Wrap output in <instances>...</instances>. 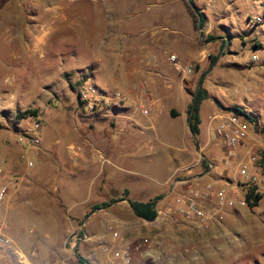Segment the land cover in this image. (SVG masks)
<instances>
[{"label": "rangeland", "instance_id": "rangeland-1", "mask_svg": "<svg viewBox=\"0 0 264 264\" xmlns=\"http://www.w3.org/2000/svg\"><path fill=\"white\" fill-rule=\"evenodd\" d=\"M238 1L236 4L238 8L232 10L229 19L228 17L224 19L230 26L233 36L232 47L239 52L233 55V62L241 66L233 69L234 73L230 76V80L223 77L224 81L229 82V85L223 86V89L229 96L239 97L241 100L239 105L253 119L249 121L241 117L247 122L249 136L242 149L244 153L239 157L237 150L236 159L248 161L252 158L251 171L255 172L259 179L257 187L261 198L255 206L246 202L243 205L219 207L216 201V205H211L212 209L208 211L209 208L205 209L202 205L208 212L215 211L216 214L209 220L206 228L212 234L198 236L196 240L200 244L208 243L212 246L225 241L232 248L237 244L240 253L239 260L235 259V255L225 260L224 257L219 256L217 250L215 257L206 264H264V173L259 160L260 156L264 155V0ZM185 9L191 15L193 25L197 27L198 10L190 0H0V111L10 105L9 118L13 121H8L7 125L17 134L15 143L24 150L26 165L28 166V161L32 162V165L28 166L30 169L42 166L43 158L36 154L41 150V143L56 151L70 145L75 132L67 129V125L70 128L76 127V130L81 132L82 127H86V133L92 130L93 115L108 103L109 98L106 97L108 94L103 95L89 85L96 83L105 92L110 91L106 86L124 85L122 73L126 59L115 57L112 64V60L107 58L106 47L111 48L113 45L118 48L117 50H124V38H127L125 35L132 33L133 44L136 45L137 51L140 53L149 51L150 46L154 47L155 44L147 42L145 46L144 39L140 40L139 34L134 30L132 21L142 18L152 26L162 22L167 14L174 10L180 15L181 29L188 32L189 20ZM254 17H259L261 21L255 22ZM112 21H116L117 26H111ZM238 34L246 36V42L249 39L256 40L259 46L252 48L243 45L238 41ZM160 42L156 41V49L153 51L161 62L159 68L169 70L171 68L169 65L173 64L169 54L175 47L169 41L162 39ZM197 44L199 45L198 32ZM148 56L150 61L153 60L151 55ZM186 58L182 55L178 56L181 63H186ZM193 65L195 66L193 73H182L178 79L173 75L171 83L177 88L171 89V94L179 95L182 86L190 85L188 92L193 99L197 88L205 89L203 84L208 73L204 75L202 73L209 72L211 66L209 64L203 72H200L198 64L193 63ZM154 79L161 80L158 75H154ZM133 81L137 85H142L143 82L140 77ZM81 91L86 92L90 103L93 104L92 107H87L84 105L86 101H81ZM214 107L213 104L205 102L202 111L213 110ZM137 108L133 107V111L140 112L141 108L139 109L138 104ZM27 109L36 110V115L17 117L19 112ZM36 119L41 122V128L44 126L43 133H46L45 138H42L40 132L38 144L32 143L26 132L27 127ZM1 123L0 129H3L5 124ZM168 124L170 136L164 137L154 151L148 148L143 150L147 159H150L152 164L161 166L162 170L155 174L150 170L132 169L134 165L132 162L125 164L120 162V165L113 166L110 170L109 181L112 185L119 189L126 187L128 190L138 191L142 187L160 188V179L166 178L170 172H175L172 170L175 168L173 162L174 158H177L176 154L185 146L192 147L191 132L183 118L170 119ZM99 134L98 131H94L88 135L96 145L101 144ZM193 142L195 143L194 140ZM90 144H87L88 148ZM71 147L75 149L76 146ZM90 149H92L91 156L99 157V164L105 162V156L98 149L92 147ZM206 150L201 152L197 172L205 171L210 162H216L222 167L224 175H232L234 178L235 163L225 164L224 157L219 153L215 155L213 151L204 156ZM213 158H216L215 162ZM190 173H194L193 170L190 172L185 170L176 175L172 173L174 175L172 179L184 178ZM2 174L3 169L0 175ZM103 179L102 173L99 181ZM9 181L14 182V178L10 177L0 185ZM60 181V185L45 186V191L41 190V193L49 191L47 193H50L55 201H59L60 195L70 197L68 204L84 200L76 203L78 211H85L88 204L99 198V194L91 188L86 176L76 178L69 176ZM171 181L167 183V187L171 185ZM236 181L239 182L238 177L229 180V184H224L222 187L230 189ZM16 187L15 184L7 196L15 193ZM167 187L163 193L165 199L158 208L171 205L172 199L178 193V189L168 193ZM237 188L239 191L240 187ZM99 190L101 191L100 186ZM119 194L127 195L124 191ZM138 196L140 195H137V198ZM210 201L206 200L202 203L209 205ZM96 210V213L89 217L83 215L78 219L70 216L62 217L60 213L54 214L53 219L59 225L58 228H61L62 224H71L66 232L53 234L57 235L59 241L64 237L67 249L73 246V251L69 249V259L59 264H142L147 258V264L161 263L165 252H152L153 256L150 254L145 256L144 252L149 244L148 242L140 244L141 239L146 237L149 238L148 241L156 240L153 236L156 230L159 231L157 223L136 220V216L128 207L120 213L105 208ZM97 212L100 214L99 228L90 229L88 224L97 220L99 216ZM0 220H5L2 214ZM36 223H38L36 219H21V236L29 237L28 229ZM81 223L84 224L82 226L84 233L81 231L82 227L80 228ZM159 225L163 234L157 241L162 243L160 247H163L172 242L171 231L166 230L165 224ZM145 229L151 233L147 234ZM113 230H118V238L112 236ZM37 241L41 244L46 243L44 239ZM126 246L130 247L127 263L113 254L115 250L124 249Z\"/></svg>", "mask_w": 264, "mask_h": 264}, {"label": "crops", "instance_id": "crops-1", "mask_svg": "<svg viewBox=\"0 0 264 264\" xmlns=\"http://www.w3.org/2000/svg\"><path fill=\"white\" fill-rule=\"evenodd\" d=\"M190 1L198 10L196 15L202 19L200 30L193 25L191 15L186 9L185 14L189 20L187 24L189 31L185 32L184 29L182 30L180 15L173 10L167 14V17L162 22H157L152 26L148 25L146 19L139 18L132 21L134 30L139 34L140 40L144 39V45L146 46L147 42L155 44L154 47L153 45L152 47L150 46L149 51H142L141 53L137 51L136 45L133 44L132 33L125 35L127 38H124V50H117L118 48L113 45L111 48L106 47L107 58L112 60V64L115 57L126 59L122 73L124 85L106 86L111 92H105L95 82L94 85H89L95 91L103 95H109H106L109 98L108 103L104 104L99 112L92 117V130L86 133V127H82L81 132L76 130V127L70 128L67 125V129L75 133L70 145L62 150L56 151L41 143V150L37 151L36 154L43 158L42 166L39 165L37 169H30L26 165L23 157L24 150L15 143L17 134L8 128V121H13L12 118H9L10 113L8 110L10 109L8 108L10 105L0 111V122L5 124V127L3 126V129H0V168L3 169V174L0 175V184L11 177L14 178V184L17 185L15 193L8 195L0 205V214L3 215L8 223V235L12 241L9 246L1 249L0 264H59V262L62 263L69 259V249L73 251V246L67 249L64 237L59 241L57 235L53 234L66 232L71 224H62L64 227L60 226L61 228H58L59 225L53 219L54 214L60 213L62 217L70 216L74 219H78L83 215L89 217L97 211L92 209V206L104 202H109V204L101 208L120 213L124 212L128 207L130 212L134 214L132 207L128 203L129 199L149 201L160 196L156 200L155 207L161 206L165 199L163 193L170 180L172 181L171 185L167 187L168 193L170 191V193L175 192L176 189H178V192H184L188 186L201 188L209 182L214 183L215 187L219 188L224 186V184H229L228 181L234 179L232 175H224L222 167L215 162L216 158H213L215 163L210 162L205 171L197 172V170L199 169V160L202 156L201 152L204 150L208 149L206 150L207 153H203L204 156L212 151L215 152V155L219 153L223 156L220 139L208 129V116L233 113L229 110V107L232 106L242 108L239 105V101H241L239 97L229 96L223 89V86L229 85V82L224 81L223 77L231 78L230 76L234 73L233 69L241 66L239 63L233 62V55L239 52L232 47L233 36L230 32V26L225 20V17L229 19L233 9L238 8L236 4L239 1ZM110 25L117 26V22L112 21ZM197 32L199 45L197 44ZM113 34L115 35V32ZM162 39L163 41H169L175 47L169 56L175 55L177 62L172 61L173 64L169 65L171 67L169 70H161L159 68L161 62L153 51L156 49V41L161 43ZM238 41L252 48L259 46L256 40L249 39L246 42V36H239V34ZM148 55H151L153 60L150 61V56ZM179 55L187 57L186 63H181L178 60ZM211 57H215V61L211 65L210 71L202 73L203 75L208 73L203 84L205 85L204 90L207 97L199 104V133L195 135L197 145L193 142L194 139L191 135L192 147L185 146L179 151L180 153L176 154L177 158H174L173 162L175 168L172 170L175 172H170L166 178L160 179V188L142 187L138 191L137 189L128 190L126 187L119 189L117 186L112 185L109 181L110 170L113 166L120 165V162L123 164L132 162L135 165H131L132 169L150 170L155 174L162 170L161 166L152 164V161L147 159L143 150L148 148L154 151L157 148V144L164 137L170 136L168 127L170 119L183 118L185 125L188 126V110L192 102L191 94L188 92L190 85L182 86L179 95L170 93L171 89L176 90L177 88L171 83L173 75L175 79H178L180 74L185 73L183 67L187 64L193 66L194 72L195 66L193 63L198 64L200 72H203L205 67L210 64ZM154 75L160 76L161 80L154 79ZM137 77L143 80L141 82L142 85L133 83V79L137 80ZM94 79L95 77L93 81ZM160 87L163 89L162 91ZM205 102L213 104L215 106L214 109L203 110V112V103ZM137 104L139 109L141 108L140 112L133 111V107L138 109ZM244 111L247 112L245 109ZM240 120L247 125V122L241 117ZM43 129L44 126L40 132H42V138H45L46 133H43ZM94 131L100 133V145H96V142L88 136L90 132L94 133ZM87 144H90L89 148ZM245 145L238 146L239 157L244 153L242 149ZM71 146L76 147L74 149ZM91 147L98 149L105 156V162L99 164V157L90 155ZM185 170L188 172L193 170L194 173H190L184 178L172 179L173 174L176 175ZM102 173L104 179L100 182L99 179ZM69 176L73 178L86 176L91 188L99 194L98 200L88 204L89 206L85 211L76 210V203L84 200L68 204L70 197L60 195L59 201L61 203L59 204L58 200L55 201L56 199L54 200L53 196L47 193L49 191L41 193V190L45 191V186L60 185V180ZM180 185L182 187H179ZM122 191H127V195L121 196L119 193ZM137 195L140 196L137 198ZM210 200V206L202 203L205 209L209 208L208 211L212 209L210 208L211 205H216L215 197ZM88 209L89 212H87ZM97 214L99 215L97 220L90 221L88 224L90 229L99 228L100 214L99 212ZM134 216L136 215L134 214ZM135 218L136 220L150 223L149 220L142 217L136 216ZM21 219H36L38 222L29 227V237L21 236ZM175 220L178 222H175ZM161 223L166 225L167 231H171L172 240L171 243L163 247H160L162 243L157 241L158 237L163 234L162 227L159 225ZM161 223L157 225L159 231L156 230L154 232L153 237L156 239L155 241L152 240L154 242L148 241V237L141 239L140 242V244L146 242L149 244L145 249V256L149 254L153 256L152 252H165L160 264H206L207 261L215 257L214 254L217 250L219 251V256L224 257L225 260L231 259L233 255H235V259L239 260L240 253L237 244L233 249L225 241L212 246L208 243L200 244L196 240L198 236H209L212 234L208 229L206 230L208 226L202 228L197 222L178 216L174 220L168 219ZM82 226L84 224L81 223L80 228ZM82 228L81 231L84 233V228ZM145 232L147 234L151 233L147 229H145ZM38 239H44L46 243L41 244L37 241ZM143 262L142 264H147L148 258Z\"/></svg>", "mask_w": 264, "mask_h": 264}, {"label": "built area", "instance_id": "built-area-1", "mask_svg": "<svg viewBox=\"0 0 264 264\" xmlns=\"http://www.w3.org/2000/svg\"><path fill=\"white\" fill-rule=\"evenodd\" d=\"M253 20L255 22L261 21L259 17H254ZM255 58L256 57H254V59ZM169 59L173 62H177V58L173 54L169 56ZM183 70L186 74H190L193 72V66L187 64L183 67ZM80 98L81 101H86L84 105L92 107L93 104L90 103L89 97L85 91H81ZM207 120L208 129L220 139L224 163H235L234 178L238 177L239 184L236 181L232 188L230 186V189L223 187L216 188L215 184L212 182L205 184L201 188L188 186L184 192H178L174 196L171 205H168L165 208L155 207L156 216L154 219L149 220L150 222L158 224L168 219L174 220V218L178 216L183 217L186 220L195 221L199 226L206 228L209 220L214 214H216V212H208L205 210L202 207L203 201L215 197L219 207L226 205L235 206L245 204L247 202V194L252 191L253 196L249 201H253L255 194H260L259 187H257L259 179L256 173L251 171V168L253 167L251 164L252 158H249L248 161L236 159L238 146L245 144L248 139L249 133L247 131V126L240 120V117L234 113L226 115H210ZM214 122H216V124H214ZM40 130L41 122L38 119H36L31 126L27 127L26 132L29 134V139L32 143L38 144L40 142ZM18 142H20V139H18ZM30 165H32V162L28 161V166L30 167ZM1 173L2 169H0V174ZM14 187L15 184L12 181L0 185V202L4 201L7 194H9V191ZM237 187H240L239 191ZM8 231L9 227L7 222L5 220H0V251L3 247L9 246L12 242L8 235ZM112 236L118 238V230H113ZM129 249L130 247L126 246L124 249L115 250L113 254L127 263L129 261Z\"/></svg>", "mask_w": 264, "mask_h": 264}, {"label": "trees", "instance_id": "trees-1", "mask_svg": "<svg viewBox=\"0 0 264 264\" xmlns=\"http://www.w3.org/2000/svg\"><path fill=\"white\" fill-rule=\"evenodd\" d=\"M200 26H202V19H201ZM214 61H215V57H211L210 66L214 63ZM206 97H207L206 91L202 87H200L197 91L196 102H195V105H194L192 112H191V105L189 106L188 113L190 116V120L188 123V127H189L190 132L193 133L194 135H197L199 133V123H200L199 104ZM229 110H231L235 115H237L239 117H243L249 121H253L252 117H250V115L247 112H245L244 109H242L240 107L232 106V107H229ZM33 115H36V110L27 109L25 111L19 112L17 114V117L18 118H25L26 116H33ZM259 160H260V165H261L262 171L264 173V155L260 156ZM252 192L247 194L246 198H247V202L251 206H255V205H257L258 200H260L261 195L257 193L254 195L253 201H249V199L253 196ZM125 193L127 194V191H125ZM159 197L160 196L155 197L154 199L149 200V201H138V200L129 199L128 203L133 208L134 213L137 216L142 217L146 220H152L156 216L155 203ZM108 204H109V202L94 204L92 206V209H98L101 207H105ZM81 264H83V263H81Z\"/></svg>", "mask_w": 264, "mask_h": 264}, {"label": "water", "instance_id": "water-1", "mask_svg": "<svg viewBox=\"0 0 264 264\" xmlns=\"http://www.w3.org/2000/svg\"><path fill=\"white\" fill-rule=\"evenodd\" d=\"M200 23H201V19H200V17H199V18H198V21H197V28H198L199 30H200V28H201ZM197 91H198V88H197V90L195 91V94H194L193 99H192V102H191V112L193 111V108H194V105H195V102H196ZM189 120H190V116H189V119H188V123H189ZM191 135H192V137H193V139H194V141H195V143H196V145H197V140H196L195 135H194L193 133H191ZM132 211H133V213H134L133 208H132ZM134 214H135V213H134ZM135 215H136V214H135ZM136 216H137V215H136Z\"/></svg>", "mask_w": 264, "mask_h": 264}]
</instances>
